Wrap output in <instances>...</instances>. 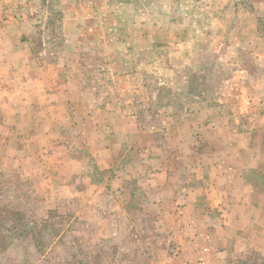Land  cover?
I'll list each match as a JSON object with an SVG mask.
<instances>
[{
	"label": "rangeland",
	"instance_id": "374dc122",
	"mask_svg": "<svg viewBox=\"0 0 264 264\" xmlns=\"http://www.w3.org/2000/svg\"><path fill=\"white\" fill-rule=\"evenodd\" d=\"M0 10L2 15L13 12L0 24L22 23L23 36L11 30L9 46L23 40L33 48L43 57L38 60L40 72L46 53L49 60L62 58L64 66L59 63L55 70L60 72L61 66L84 77L80 84L92 95L89 99L102 95L109 118L133 128L126 130L136 151L142 150L138 154H157L167 130L172 155L175 140H184L178 155L167 162L181 173L171 179L172 187L193 183L209 188L207 178L201 177H209L213 165L206 157L203 124L224 117L219 107L227 101L232 115L252 111L254 122L264 108V0H0ZM31 101L16 102L22 109ZM132 116L146 130H137ZM138 154L131 161L138 171H146L148 164ZM12 169L7 176L0 173L1 233L12 235L13 226H19L16 213L23 223L39 225L23 236L0 235V264H192L177 252L181 245L176 238L187 237L181 206L164 211L148 201L144 209L139 197L130 194L137 190L131 182L121 198L125 211L112 212L120 216L117 236L108 233L105 239L102 226L80 215L79 196L65 199L62 192H49V181L35 183ZM195 170L200 182L190 178ZM88 171L98 179L92 168ZM33 187L40 192H32ZM205 199H198L200 217L209 215ZM261 239L248 260L235 255L230 263L264 264L263 235Z\"/></svg>",
	"mask_w": 264,
	"mask_h": 264
},
{
	"label": "crops",
	"instance_id": "0c3cea01",
	"mask_svg": "<svg viewBox=\"0 0 264 264\" xmlns=\"http://www.w3.org/2000/svg\"><path fill=\"white\" fill-rule=\"evenodd\" d=\"M12 13L2 15L0 10V19ZM11 24H0V173L7 176L15 168L21 176L30 175L35 183L41 179L49 181V192H62L65 199L79 196L80 215L91 225L102 226L103 230L98 231L105 239L108 233L110 237L117 236L120 216L113 213L125 211L120 206L121 198L134 182L137 190L130 194L139 197L144 209L148 201L164 211L181 206L187 237L176 238L181 245L177 252L191 258L192 264L201 260L204 264H229L230 259L236 260L235 255L249 259L264 236V186L251 180L252 175L264 177V108L254 122L252 111L232 115L227 111V101L219 107L224 117L203 124L207 129L203 140L208 147L206 157L212 158L213 165L209 177H201L207 178L209 188L200 189L193 183L172 187L171 179L181 173L170 169L167 162L174 159L184 140H175L172 155V139L167 130L157 154L149 153V143V154H138L142 150L136 151L127 133L133 128L109 118V108L104 109L101 94H96L99 99H89L92 95L80 84L86 79L67 68L64 72L62 58L52 56L49 60L46 53L44 71L40 72L38 60L43 57L39 58L33 48L30 51L23 40L9 46L6 39L11 30L23 33L20 21L15 20V27ZM42 47L51 49L46 43ZM59 63L62 65L57 72ZM74 83H79V87L75 88ZM25 98L32 101L18 108L17 103H23ZM121 117L124 121L125 117ZM132 117L137 130H146L145 124ZM257 122L260 125L256 126ZM135 154L143 155L141 161L148 164L146 171H138L133 164ZM91 168L98 179L88 173ZM198 172L192 171L193 182L201 181ZM32 192L40 191L33 187ZM173 194L175 199L170 198ZM203 196L209 212L206 217L198 213V199Z\"/></svg>",
	"mask_w": 264,
	"mask_h": 264
},
{
	"label": "trees",
	"instance_id": "16d2710c",
	"mask_svg": "<svg viewBox=\"0 0 264 264\" xmlns=\"http://www.w3.org/2000/svg\"><path fill=\"white\" fill-rule=\"evenodd\" d=\"M253 176V179H251V180H253V182L254 183H257L258 185H263L264 186V177H257V176H255V175H252ZM2 216V215H1ZM0 216V218H4V217H1ZM15 220L17 221V222H19V226H13V228L11 229L12 230V235H6V236H3L2 235V233H1V229H0V235H2V238H8L9 239V236H14V235H16V234H19L18 236H23V234L25 233L26 234V232H29V231H36L38 228H37V226L39 225V224H37V223H34V224H30V223H23L22 222V220H23V217H21V215L20 214H15ZM32 239H33V241H36V233L35 232H32ZM23 259H27V257H23ZM27 261V260H26ZM26 261L25 260H21L18 264H26Z\"/></svg>",
	"mask_w": 264,
	"mask_h": 264
}]
</instances>
